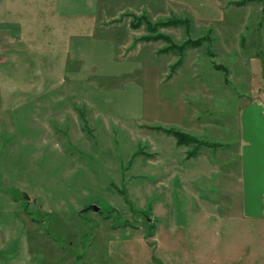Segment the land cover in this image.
Returning <instances> with one entry per match:
<instances>
[{"label":"rangeland","instance_id":"1","mask_svg":"<svg viewBox=\"0 0 264 264\" xmlns=\"http://www.w3.org/2000/svg\"><path fill=\"white\" fill-rule=\"evenodd\" d=\"M139 1L153 24L172 15L190 20L189 28L150 32L139 15L125 14L140 37L163 33L180 46L203 36L211 42L188 46L182 54L161 52L168 45L162 39H138L128 53L120 46L111 50L102 31L91 35L88 28L59 25L54 2L38 8L35 46L0 64V264H264V220L231 218L241 201L236 182L200 177L210 171L203 163L181 181L163 163L175 136L162 128L181 127L185 117L188 123V101H201L191 62H197V81H216L217 94L249 91L257 80L264 91L261 72L246 83L238 79L242 74L232 78L235 90L225 66L220 71L212 61V49L216 61L232 60L225 52L232 43L225 44L233 41L239 21L208 23L191 0ZM60 27L64 38L57 34ZM81 33L90 35L71 37ZM177 70L184 75L174 81ZM187 146L196 155L209 149ZM217 151L215 159L228 154ZM204 197L212 217L201 205Z\"/></svg>","mask_w":264,"mask_h":264},{"label":"crops","instance_id":"2","mask_svg":"<svg viewBox=\"0 0 264 264\" xmlns=\"http://www.w3.org/2000/svg\"><path fill=\"white\" fill-rule=\"evenodd\" d=\"M126 1L130 2L129 6L134 8L126 7L125 0H0V64L7 63L11 55L35 46L31 41H34L33 32L38 28V8L43 6L48 8L54 2H56V12H52L53 19H58L59 25L66 22V25H75L76 30L79 31L88 28L93 32L90 33L91 35H95V31H102L103 36L107 39L105 43L111 50H117L120 46L123 52L125 50V53H128L140 36L137 32H133L129 20L124 16L130 13L142 15L144 12L139 10V7L141 8L143 5L139 0ZM193 1L195 0L189 1L190 4L197 7L198 14L209 18L208 23L226 18H230L232 23L235 20L239 21V26L233 29V41L225 44V47L228 48L232 43V46L225 51L232 57V60L229 63L218 62L215 60L218 56L216 51L212 49L211 52L215 66L220 68V71L224 70L225 72V68L227 69L229 84H233L236 90V83L232 81V78L242 74V79L240 77L238 79L246 83L249 80H255L254 78L259 72L262 74L260 80L264 81V24L262 23L264 21V0H252L243 4H237L238 0ZM145 6L147 5H144L143 8ZM148 7L151 9V5ZM152 7L155 10L159 9L156 4H153ZM68 20L72 21L68 22ZM46 22L52 23L50 19ZM251 22L253 23L252 27H250ZM211 30L212 28L210 33L214 32ZM248 30L252 31L250 35L246 34ZM41 32L45 36L46 45H48L45 29H42ZM58 33L63 36L62 27L59 28ZM88 35L81 33L73 34L71 37L79 38ZM107 35L110 36L107 37ZM125 35L130 36L126 41ZM211 35L213 44L215 38ZM66 39L65 41H67ZM207 42L209 44L211 41ZM79 46L77 45V50ZM64 50L66 54L69 53L66 42ZM111 52L115 53V51ZM218 53L224 54L219 50ZM196 64V60L189 64L193 71L190 76L195 80L193 88L196 89L194 90L196 93L200 92L201 101L198 99L188 101L190 106V109L186 110L187 114H190L188 123L185 122V117L181 120V127H174L197 137L202 142L210 141L217 145L204 144V147L208 146L209 149L196 155L195 149L190 150L187 145L176 143L175 138L173 146L170 148L173 153L171 155L164 153L163 163L165 166L173 167L174 179L180 177L181 181L198 164L203 163L210 166L208 167L210 171L198 175L200 177L208 176V180L218 177L227 182H236L235 188L240 193L241 201L237 212L230 213L231 218L236 217L241 222L248 219L262 222L264 220V91L259 87V80H257V85H251L249 91L243 90L239 91V94L233 95L228 89H224L222 94H217L213 89L216 84L214 79L197 81L199 73L196 72L198 68ZM180 70H177L179 75L173 74L174 81L184 75ZM219 96L224 97L223 103L218 101ZM193 108L195 109L192 111ZM196 111L199 113L196 114ZM229 132L236 133V136L233 135L230 138ZM218 149L223 152L227 151L228 154L220 153L215 159ZM176 151L180 152L178 156ZM229 151L232 152V156H229ZM229 157L231 160L228 162ZM218 162L224 163V166H220ZM212 167L215 168L214 171L211 170ZM203 174L204 176H202ZM191 175L192 177L196 176ZM187 180L184 179L183 182ZM195 180L192 178V181ZM187 190L193 192L190 189ZM198 197L200 198V196ZM204 198V205H201L204 206L205 212L212 217L213 211L205 207L209 206L210 201L207 197ZM230 214L225 213L226 221H223V226L226 225L227 217L229 218ZM206 227L204 228L206 229Z\"/></svg>","mask_w":264,"mask_h":264},{"label":"trees","instance_id":"3","mask_svg":"<svg viewBox=\"0 0 264 264\" xmlns=\"http://www.w3.org/2000/svg\"><path fill=\"white\" fill-rule=\"evenodd\" d=\"M248 1H252V0H238V1H236V3L237 4H243V3H247ZM139 19H144V22L147 25V29L150 32H155V30L161 26H164V27L175 26V27H177V26L186 25L188 28L190 27V23L188 22L190 20L188 18H180V17H177L175 15H172L169 18L161 20L160 22H157L156 24H153V22H151L148 18H146L145 13H143L142 15H139ZM132 26L134 28H137L139 26V24L135 23V24H132ZM139 39L146 40V41H148V40L149 41H157L159 39H162V40L166 41L168 43V45L164 49H162L161 52L174 50V51L179 52L180 54H182V52H184L185 48L188 46L189 47H199L204 42H207L210 40L209 37H207V36H203V37H200L198 39L189 38L184 43V45L180 46L178 44H173L170 36L163 34V33H157L156 35H150V34L149 35H143ZM180 62H181V60L176 62L177 64L176 63L174 64V68L176 67V65L180 64ZM162 129H164L168 133H171V135H174L175 138L177 139V143L181 144V145H183V144L189 145V144H193V143L194 144H203V145L206 144L209 146L217 145V143L202 142L199 139H197L195 136L190 135L188 133H185V132L178 130V129H175V128L174 129L162 128Z\"/></svg>","mask_w":264,"mask_h":264},{"label":"water","instance_id":"4","mask_svg":"<svg viewBox=\"0 0 264 264\" xmlns=\"http://www.w3.org/2000/svg\"><path fill=\"white\" fill-rule=\"evenodd\" d=\"M23 196L26 198V199H29V196L27 195V193H24ZM93 208H95L96 210L98 209V207L96 205H93Z\"/></svg>","mask_w":264,"mask_h":264}]
</instances>
